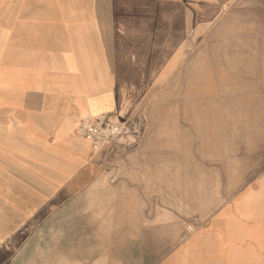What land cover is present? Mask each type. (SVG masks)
I'll return each instance as SVG.
<instances>
[{"label": "crops", "instance_id": "obj_1", "mask_svg": "<svg viewBox=\"0 0 264 264\" xmlns=\"http://www.w3.org/2000/svg\"><path fill=\"white\" fill-rule=\"evenodd\" d=\"M234 2L0 0V264H264V171L189 234L156 218L147 234L133 220L140 243L123 262L106 258L124 228L113 209L141 204L133 191L148 187L134 175L148 184L152 159L119 167L134 150L96 154L78 134L85 116L115 114L166 138L178 124L165 99L139 115L151 94L178 90L190 92L199 123L203 91L240 89L232 118H264V17L229 15Z\"/></svg>", "mask_w": 264, "mask_h": 264}, {"label": "rangeland", "instance_id": "obj_2", "mask_svg": "<svg viewBox=\"0 0 264 264\" xmlns=\"http://www.w3.org/2000/svg\"><path fill=\"white\" fill-rule=\"evenodd\" d=\"M228 11L229 15H232V12L243 14V18L264 17V0H235ZM177 80L176 77L172 82L176 84ZM236 90H238L237 96L228 97L226 90H223L225 97L222 99L205 94L203 91L200 119L202 129L199 128L198 116L194 115L195 107L193 97L189 96L190 92L178 90L151 94L139 117L146 119L151 115V107L161 106L165 99L164 103L170 108L169 117L178 124V128L169 130L166 138L158 139L157 137L163 135H156L153 138L155 135H151L148 125L133 126L127 123L129 126L127 136L116 138L115 143L94 151L96 154L106 152L115 154L117 151L131 154L134 150L130 157H135L121 163L119 167L133 166L139 171L143 160L149 158L152 159L151 166L154 169V172L147 175L148 184L143 182L144 175L140 173L134 175L137 187L140 185L148 187L133 191L140 199V205L123 206L119 207V210L118 207H114L113 214L117 211L121 215H114V222L122 221L120 225L124 228L115 231L114 240H110L109 246V253L112 255L106 258L114 262H123L128 257L124 252L133 251L134 246L140 243L133 237L136 233L132 228L133 220L143 221L147 234L154 225V218L162 220L163 225L166 222L177 224L182 227L184 233L189 234L195 231L198 221L213 216L216 211L229 205L239 192L264 171V165H245V163L263 161L264 118L233 119L234 112H242L243 109L241 90ZM183 104L187 105L185 108L190 109L189 114H192L187 121V133L183 132L185 125L182 122H185L184 114H186ZM156 115L162 116V110L161 114ZM244 121L248 123L246 133L243 127ZM195 122L198 124L197 129H193ZM163 149L170 150L174 154L166 157L142 156L143 152L159 154ZM137 151L141 152V156H138ZM255 152L258 154L257 158L261 159L248 160L253 158ZM165 166H168L169 173L164 170ZM125 192L126 190H123V193ZM133 210L138 211L139 214H135L136 212L131 214ZM200 214L204 216L203 219L200 217L196 219L195 217ZM136 260L139 259L132 255V261ZM156 262L157 259H148V264H156Z\"/></svg>", "mask_w": 264, "mask_h": 264}, {"label": "built area", "instance_id": "obj_3", "mask_svg": "<svg viewBox=\"0 0 264 264\" xmlns=\"http://www.w3.org/2000/svg\"><path fill=\"white\" fill-rule=\"evenodd\" d=\"M80 137L91 143L94 151L103 146L115 143L116 138L127 136L129 126L117 115H99L98 117L85 116L79 126Z\"/></svg>", "mask_w": 264, "mask_h": 264}]
</instances>
